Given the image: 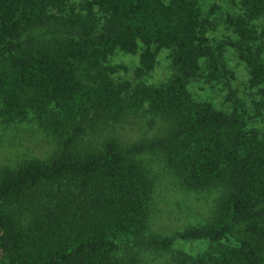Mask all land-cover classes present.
<instances>
[{"label":"trees","instance_id":"16d2710c","mask_svg":"<svg viewBox=\"0 0 264 264\" xmlns=\"http://www.w3.org/2000/svg\"><path fill=\"white\" fill-rule=\"evenodd\" d=\"M235 1V0H230ZM227 15L229 44L264 111V0ZM197 0H0V119L34 121L54 149L0 168V264H264V136L229 90L224 111L187 83L234 79ZM169 51L172 73L142 78ZM116 50L138 55L136 81L114 77ZM158 132L124 143L134 114ZM152 153L187 192L211 196L200 222L152 228ZM177 240L206 241L192 254Z\"/></svg>","mask_w":264,"mask_h":264},{"label":"rangeland","instance_id":"374dc122","mask_svg":"<svg viewBox=\"0 0 264 264\" xmlns=\"http://www.w3.org/2000/svg\"><path fill=\"white\" fill-rule=\"evenodd\" d=\"M203 13L213 22L209 31L213 47H222V58L226 66L234 72L235 78L226 87L224 79L210 80L207 77L206 61L200 60L202 75L192 78L187 87L192 96L198 100H207L224 111H230L232 103L225 101L229 90H235V97L246 111L248 128L255 129L264 136V111L255 116L252 101L256 98L255 90L247 84L244 63L237 57L229 44L235 35L227 27L225 19L229 14L241 11L239 0H197ZM264 24V18L259 21ZM264 58V52L262 54ZM157 64L152 72L142 78L145 82H164L172 73L169 51L160 49ZM111 65L121 66L114 75L118 80L136 81L134 69L138 65V55L122 50L114 51L107 59ZM158 132L157 125L149 123L145 113L134 114L115 127L114 133L124 143L150 139ZM54 149V143L32 120L5 124L0 119V168L11 166L28 157L45 158ZM145 161L154 175L156 188L153 197L152 228L162 234H172L190 223L200 222L212 206L211 196L203 193L187 192L181 188L169 170L163 168L152 153L145 154ZM206 241L177 240L173 249L196 254L206 248Z\"/></svg>","mask_w":264,"mask_h":264}]
</instances>
